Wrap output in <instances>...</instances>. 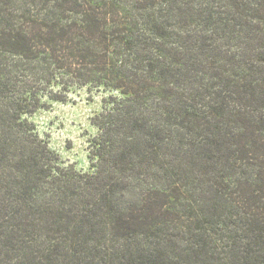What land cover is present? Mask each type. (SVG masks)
I'll return each instance as SVG.
<instances>
[{
  "label": "trees",
  "instance_id": "trees-1",
  "mask_svg": "<svg viewBox=\"0 0 264 264\" xmlns=\"http://www.w3.org/2000/svg\"><path fill=\"white\" fill-rule=\"evenodd\" d=\"M81 90L90 173L30 121ZM0 264H264V0H0Z\"/></svg>",
  "mask_w": 264,
  "mask_h": 264
},
{
  "label": "rangeland",
  "instance_id": "rangeland-1",
  "mask_svg": "<svg viewBox=\"0 0 264 264\" xmlns=\"http://www.w3.org/2000/svg\"><path fill=\"white\" fill-rule=\"evenodd\" d=\"M105 94L77 91L68 103H53L30 117L37 131L59 155L63 166H73L81 173L91 172L89 141L98 134L93 124L102 112Z\"/></svg>",
  "mask_w": 264,
  "mask_h": 264
}]
</instances>
